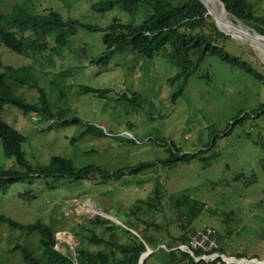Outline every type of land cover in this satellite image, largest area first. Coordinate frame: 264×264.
Returning a JSON list of instances; mask_svg holds the SVG:
<instances>
[{"label":"rangeland","instance_id":"1","mask_svg":"<svg viewBox=\"0 0 264 264\" xmlns=\"http://www.w3.org/2000/svg\"><path fill=\"white\" fill-rule=\"evenodd\" d=\"M15 1L0 0V14ZM100 1L107 0H33L38 14L54 10L101 30L78 27L65 46L54 49L50 38L38 53L0 45L1 64L14 68L7 73L0 65V73L38 85L56 112L65 111L59 121L5 105L0 118L24 136L22 150L32 166L62 156L73 161L75 171L94 165L124 173L56 181L27 177L0 189V214L24 225L44 222L55 248L75 262L84 248L118 264L123 255L113 243H129L133 234L152 242H146L153 252L144 264H193L190 255L171 251L184 243L182 235L204 225L217 231L226 256L264 261V83L212 54L198 63L193 58L195 72L180 92L181 80H172L177 67L165 55L149 58L126 49L107 65H91L106 50L102 29L114 22L141 24L150 13L145 4L134 15L117 6L102 13L92 7ZM248 1L255 15H264V0ZM217 6L224 8L219 0ZM225 35L230 39H219L225 50L264 75V52ZM82 86L108 92L85 93ZM13 89L28 103L40 101L31 84ZM172 144L180 155L193 156L172 161ZM152 161L157 163L138 173L128 171ZM14 164L0 141V165ZM40 238L37 231L0 222V264H26L17 245L48 264Z\"/></svg>","mask_w":264,"mask_h":264},{"label":"trees","instance_id":"2","mask_svg":"<svg viewBox=\"0 0 264 264\" xmlns=\"http://www.w3.org/2000/svg\"><path fill=\"white\" fill-rule=\"evenodd\" d=\"M228 14L240 20L260 35H264V15L258 16L253 12V5L248 0H220ZM209 2V0H208ZM145 4L150 10L149 15L141 24L114 22L107 28L102 29L105 52L98 58L90 60L91 65H107L111 57L126 49L142 53L146 57L155 55L168 56L177 67V73L172 80H181L179 92L183 89L188 78L195 72L196 62H200L206 54H212L231 65H237L246 72L252 74L257 80L264 83V75L253 68L242 58L231 55L219 39L227 40L230 36L225 35L215 25L208 9L199 0H107L92 5L99 12H106L115 6L127 13L134 15ZM90 31L101 30L79 20H65L60 13L50 10L45 14H38L34 10L33 0H16L10 7L9 12L0 14V45L17 52L38 53L47 48L48 40L55 39V48L65 46L67 38L77 28ZM194 58V59H193ZM7 73H11L12 66H3ZM7 73H0V112L5 105H13L24 113L33 112L41 114L45 119H63L64 110L56 112L47 101L42 89L32 83L19 78H12ZM31 84L38 88L40 101L28 103L24 98L14 94V85ZM81 92L95 93L99 96L107 90L94 89L87 86L81 87ZM64 120L65 123L77 122ZM88 130H90L88 128ZM85 131L84 133L88 132ZM24 136L12 126L0 118V141L3 153L6 157L14 158L15 164L10 167L0 165V189L5 190L10 184L25 180L31 176L52 177L54 181L63 177L84 179L90 174H96L107 178L120 175L124 170L108 172L99 166L89 165L75 171L73 161L62 156H52L49 163L44 166H32L25 159L22 150ZM170 148L172 161L186 160L193 155H180V149L173 144ZM168 161H160L167 163ZM157 162H141L130 168L131 174L155 165ZM0 222L6 223L15 229L37 231L40 234L39 248L48 264H108V257L103 253H91L84 248L78 250L77 262L70 256L55 248L56 239L50 227L44 222L37 221L31 224H21L12 218L0 214ZM132 241L125 244L113 243L123 257L118 264H137L139 256L146 250L145 243L152 244L144 236L139 238L131 234ZM97 240V239H93ZM179 242L186 241V235H182ZM98 242H103L98 240ZM222 248V247H221ZM14 250L21 252L26 264H41L32 253L25 247L17 245ZM221 250V249H220ZM175 253V250L171 251ZM184 255H189L183 252ZM190 257V256H189ZM241 257V256H240ZM193 264H198L193 261ZM225 264V263H223Z\"/></svg>","mask_w":264,"mask_h":264},{"label":"built area","instance_id":"3","mask_svg":"<svg viewBox=\"0 0 264 264\" xmlns=\"http://www.w3.org/2000/svg\"><path fill=\"white\" fill-rule=\"evenodd\" d=\"M164 246V245H163ZM165 247V246H164ZM191 255L199 262H212L214 264H249V261L239 260L235 256H226L221 252V244L217 231L207 225L196 228L186 235V241L173 247Z\"/></svg>","mask_w":264,"mask_h":264},{"label":"bare ground","instance_id":"4","mask_svg":"<svg viewBox=\"0 0 264 264\" xmlns=\"http://www.w3.org/2000/svg\"><path fill=\"white\" fill-rule=\"evenodd\" d=\"M206 3L211 7L213 13L215 14L216 22H217V25L220 29L224 30L225 32H227L231 36L233 35L237 38L242 39L243 41L250 43L254 47L260 49V51L264 52V36H261L255 32L249 33L247 31H245L243 29V27L236 26V25L232 24L230 21L233 19L227 15L225 8H221V7L218 8L217 0H209V2H208V0H206ZM238 24H240V23H238ZM145 255H146V253L141 255V260H143ZM242 261H247V260L246 259L239 260V262H242Z\"/></svg>","mask_w":264,"mask_h":264},{"label":"water","instance_id":"5","mask_svg":"<svg viewBox=\"0 0 264 264\" xmlns=\"http://www.w3.org/2000/svg\"><path fill=\"white\" fill-rule=\"evenodd\" d=\"M199 1H201L202 3H204V4L206 5V7H207V9H208V14L211 15V17L213 18L215 24L217 25V22H216V16H215V14L213 13L211 7L206 3V0H199ZM219 1H220V0H219ZM221 3H222V2H221ZM222 5H223V3H222ZM223 7L225 8L224 5H223ZM225 10H226V9H225ZM230 22H231L232 24L236 25V26H241V27H243V29H244L245 31L249 32V33H253V32H254V31H251L249 28L243 26L242 24H238L237 21L231 20ZM219 30H220L221 32H223L224 34H228L227 32H225L224 30H222V29H220V28H219ZM255 33H256V32H255ZM257 34H258V33H257ZM259 35H260V34H259ZM261 36H264V35H261ZM145 246H146V250L140 254L139 259H138V263H137V264H144L145 259H146V258H147V257L153 252V250L150 249L146 244H145ZM145 253H146L145 257L143 258V260H141V255H142V254H145ZM248 261H249L250 264H253V263L264 264V261H257L256 258L250 259V260H248ZM260 262H261V263H260Z\"/></svg>","mask_w":264,"mask_h":264},{"label":"clouds","instance_id":"6","mask_svg":"<svg viewBox=\"0 0 264 264\" xmlns=\"http://www.w3.org/2000/svg\"><path fill=\"white\" fill-rule=\"evenodd\" d=\"M146 244V243H145ZM150 248V247H149ZM151 249V248H150ZM153 250V249H152ZM191 256V255H190ZM192 257V256H191ZM193 258V257H192ZM237 258H244V259H247V260H250V259H253V258H245V257H237ZM194 259V258H193ZM257 259V258H256ZM257 261H261L260 259H257ZM250 264V263H249ZM254 264V263H253ZM258 264V263H257Z\"/></svg>","mask_w":264,"mask_h":264}]
</instances>
